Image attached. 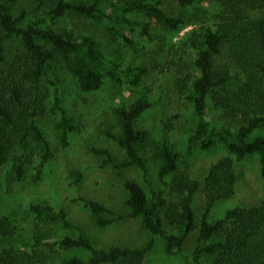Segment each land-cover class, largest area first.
<instances>
[{
  "label": "trees",
  "instance_id": "trees-1",
  "mask_svg": "<svg viewBox=\"0 0 264 264\" xmlns=\"http://www.w3.org/2000/svg\"><path fill=\"white\" fill-rule=\"evenodd\" d=\"M201 1L176 0V5L181 9L194 8ZM205 1L218 8L217 22L190 32L187 46L194 52L192 71L176 80L179 94L192 103L196 122L186 151L207 150L219 141L227 152L209 166L203 178L204 204L199 219L192 202L201 189V182L187 174H178V162L184 154L161 142L157 178L164 184L172 176L171 189L179 196L176 203L169 204L162 189L148 196L133 180L123 182L127 193L126 215L80 196L73 200L90 211L98 228L125 219H139L151 236L142 247L96 249L82 233L72 238L37 232L34 243L25 244L29 249L3 250L0 264H47V254L54 248L89 253L86 260L77 256L62 257L58 264H142L154 246V237H163L165 255L173 256L182 251L185 240L195 230L197 237L192 253L195 264H201L202 255L215 256L210 264H264V203L251 208L233 207L226 210L222 218L208 220L213 204L234 194L236 161L256 155L260 175L264 177V0ZM39 2L44 3L45 9L29 17L26 11H17L19 0H0V168L10 167L17 180H22L32 169L34 182L39 179L44 164L55 154L38 119L59 109L53 79L59 76L60 65L86 93L99 90L105 77L136 87L148 71L143 66L118 71L114 64L106 62L93 37L61 31L50 23L69 13L89 19L103 18L109 33L129 45L132 40L121 33L118 26L121 23L140 26L138 21L129 19L130 13L142 14L169 30L185 25L182 16L170 15L158 0H129L124 5H105L104 0ZM11 41L16 42L12 50ZM208 99L215 109L241 121L235 132L223 126L210 130ZM151 106L149 101L139 97L128 108L113 109L120 129L117 143L125 159L116 164L108 150L92 148V153L103 157L102 166L111 165L119 170L136 167L143 175L147 174L146 159L139 148L148 133L136 128L134 122ZM164 125L171 129L172 119ZM73 130L62 113L54 125V136L61 148L67 146L68 134ZM72 175L75 182L81 177L78 171ZM163 210L176 233H164ZM29 211L46 224L71 227L64 209L55 211L44 203H35L30 204ZM7 233L1 219L0 236Z\"/></svg>",
  "mask_w": 264,
  "mask_h": 264
},
{
  "label": "rangeland",
  "instance_id": "rangeland-1",
  "mask_svg": "<svg viewBox=\"0 0 264 264\" xmlns=\"http://www.w3.org/2000/svg\"><path fill=\"white\" fill-rule=\"evenodd\" d=\"M81 1V0H67ZM86 1V0H82ZM129 0H104L105 5H124ZM170 15L184 18L185 25L178 30H169L151 18L142 14L130 13L129 19L138 21L140 26L129 27L123 23L118 28L130 40L132 45L114 37L106 28L103 18L89 19L73 13L50 23L54 28L74 35L93 37L106 62L116 66L118 71L127 67L143 66L148 71L141 78L138 86L118 84L105 77L102 87L94 92H82L63 65L58 69V77L53 80L59 96V109L49 111L38 119V125L55 150L54 157L43 166L39 179L34 182V171L29 169L22 180H17L10 167L0 168V220L4 219L7 235L0 236V256L5 249H29L26 243H34V235L39 232L46 236H69L76 238L84 234L96 249L110 246L142 247L151 236L144 229L139 219H125L105 228H98L90 211L82 203L73 201L83 197L103 204L117 214L126 215L127 193L123 188L125 180L136 181L151 196L160 189L169 204L176 203L179 196L171 189L169 176L162 184L157 178L160 164L158 148L165 142L176 151L184 154L178 162V174H187L201 182V189L194 196L192 208L197 219L201 214L204 198L203 178L209 166L227 152L221 142L202 150L191 148L186 151L188 137L195 129L192 103L178 92L176 80L192 71L194 52L187 46L190 32L201 26H212L217 22L215 12L218 8L202 0L196 7L181 9L176 0H158ZM45 9L39 0H19L17 11H26L29 17L41 14ZM15 41L9 44L12 50ZM143 97L152 106L135 122L138 129L147 131L145 143L139 148L146 159L147 174L136 167L122 170L111 165L102 166L103 157L91 152L92 148L106 149L114 163L125 159L124 151L117 139L120 129L113 109L128 108L137 98ZM52 106V100L48 107ZM210 130L223 126L235 132L241 125L239 119H232L224 112L215 109L207 100ZM64 114L74 130L68 134V144L61 148L54 136V125ZM172 119L173 127H165ZM264 135V133H263ZM235 171L234 194L216 201L208 216L209 221L223 217L226 210L233 207L251 208L264 203V177L260 175L258 158L248 155L233 165ZM80 172V179L75 182L73 172ZM44 203L53 210L64 209L71 227L46 224L29 211L30 204ZM163 230L166 235L176 233L161 212ZM196 230L190 233L180 253L166 256L163 237H154V246L148 252L142 264H195L192 253L196 243ZM47 264H58L62 257H80L86 260L89 253L82 250L63 251L54 248L49 252ZM215 256L202 255L201 264H210Z\"/></svg>",
  "mask_w": 264,
  "mask_h": 264
}]
</instances>
